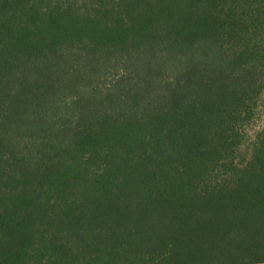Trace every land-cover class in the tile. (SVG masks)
I'll return each mask as SVG.
<instances>
[{
    "label": "trees",
    "instance_id": "obj_1",
    "mask_svg": "<svg viewBox=\"0 0 264 264\" xmlns=\"http://www.w3.org/2000/svg\"><path fill=\"white\" fill-rule=\"evenodd\" d=\"M264 0H0V264H264Z\"/></svg>",
    "mask_w": 264,
    "mask_h": 264
},
{
    "label": "rangeland",
    "instance_id": "obj_2",
    "mask_svg": "<svg viewBox=\"0 0 264 264\" xmlns=\"http://www.w3.org/2000/svg\"><path fill=\"white\" fill-rule=\"evenodd\" d=\"M264 122V90L261 94L259 105L254 120L245 129V143L240 151V159H248V142L254 137L255 133L262 128Z\"/></svg>",
    "mask_w": 264,
    "mask_h": 264
}]
</instances>
